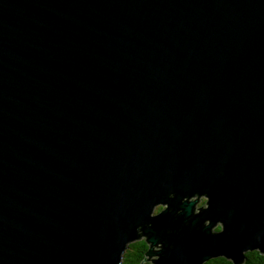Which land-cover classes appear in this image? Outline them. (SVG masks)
<instances>
[{"label": "water", "instance_id": "obj_1", "mask_svg": "<svg viewBox=\"0 0 264 264\" xmlns=\"http://www.w3.org/2000/svg\"><path fill=\"white\" fill-rule=\"evenodd\" d=\"M141 236L156 264L264 251V0H0V264Z\"/></svg>", "mask_w": 264, "mask_h": 264}, {"label": "clouds", "instance_id": "obj_2", "mask_svg": "<svg viewBox=\"0 0 264 264\" xmlns=\"http://www.w3.org/2000/svg\"><path fill=\"white\" fill-rule=\"evenodd\" d=\"M219 172H220L221 175H223L224 169L223 168L219 169ZM195 191L197 193H199V200H198V202H194L196 200L186 202V203L192 204V207H191L190 214L184 219V225H188L191 222L190 221L188 223H185V221L188 220L189 217H192L194 207L195 208H199V211L196 214V215H198L202 211H204L207 207L210 206V195L208 194V192L207 191H200V190H195ZM170 193L174 194V195L170 196L169 195ZM163 196L166 197V199H161V200H158V201H156V202L151 204V206H150V208L148 210V213H147L148 216H155L157 214H160L161 213V209H163L166 205H169L166 202V200L174 198L176 196V192H175V190H170V191H167L166 193H164ZM185 197H193V196L189 195L188 193L183 194L181 196V198H180L182 204L185 203V202H183V198H185ZM201 205L203 207H200ZM177 209H182L184 211L183 208H176L175 211L173 212V206H172V208L170 210H168L167 212L172 213V215L174 217H179V216L182 215L183 211L180 212L179 215H177L176 214V210ZM205 219H211V218L210 217H206V218H204L202 220V222ZM145 221H147V220H144L142 223L138 224L137 227L138 226H143V228L146 227ZM222 224H224V221L222 219H217L216 225H215L216 229L219 228L221 230V225ZM200 226L204 227V226H202V223H201ZM220 230L217 231V230L212 229L211 232H209V234L210 235L219 234V233H221ZM165 231L167 233H171L172 229L168 228ZM179 231H180V229L178 228L177 232H179ZM147 233H150V236L152 235L151 231H149ZM257 239H259V236H257ZM125 240H123V245H122V248H121V250L119 252V259L116 260L115 264H156V262L160 259V256L162 254L163 247H164L163 237H158L153 242L152 240H149V239H147V241H146L143 238V236H142L141 239L139 241H137V243L135 245V247L138 249V251L135 254V256H133L131 258L129 257V255L127 253L123 252ZM173 247H174V245L172 243L168 244V248L169 249H171ZM150 249L152 250V254L151 255H149V250ZM247 256L253 257L252 264H264V251L261 250L259 245L255 246V247H251V248H247V249L242 250L241 264H248V261L245 260V257H247ZM220 262H223V264H231V261L228 260L226 255L223 254V253L216 254V255H209V256H207L206 259H202L200 261V264H220Z\"/></svg>", "mask_w": 264, "mask_h": 264}, {"label": "trees", "instance_id": "obj_3", "mask_svg": "<svg viewBox=\"0 0 264 264\" xmlns=\"http://www.w3.org/2000/svg\"><path fill=\"white\" fill-rule=\"evenodd\" d=\"M140 239H136L135 241H132V242L128 243V245H127L124 253H127L130 258L133 257V256H135V254L137 253L138 249L135 247V245H136L137 241H139ZM220 264H223V262H220ZM231 264H233L232 261H231ZM248 264H252L251 261H249Z\"/></svg>", "mask_w": 264, "mask_h": 264}, {"label": "flooded vegetation", "instance_id": "obj_4", "mask_svg": "<svg viewBox=\"0 0 264 264\" xmlns=\"http://www.w3.org/2000/svg\"><path fill=\"white\" fill-rule=\"evenodd\" d=\"M141 237H142V236H141ZM141 237H140V238H141ZM140 238H138V239H140ZM143 238L145 239L144 236H143ZM245 260L248 261V263H249V261H251V263H252L253 258H252L251 256H247V257H245Z\"/></svg>", "mask_w": 264, "mask_h": 264}, {"label": "snow or ice", "instance_id": "obj_5", "mask_svg": "<svg viewBox=\"0 0 264 264\" xmlns=\"http://www.w3.org/2000/svg\"><path fill=\"white\" fill-rule=\"evenodd\" d=\"M220 229L219 228H217V231H219Z\"/></svg>", "mask_w": 264, "mask_h": 264}]
</instances>
